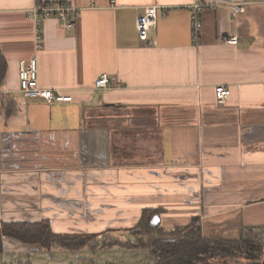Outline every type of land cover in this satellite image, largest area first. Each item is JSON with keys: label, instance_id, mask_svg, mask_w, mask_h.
Wrapping results in <instances>:
<instances>
[{"label": "crops", "instance_id": "1", "mask_svg": "<svg viewBox=\"0 0 264 264\" xmlns=\"http://www.w3.org/2000/svg\"><path fill=\"white\" fill-rule=\"evenodd\" d=\"M35 1L0 0V224L49 220L58 233L83 224L95 234L91 225L130 228L150 209L170 231L197 216L207 237L264 227V0L237 17L204 12L198 47L191 0H40L85 8L71 32L44 19L41 50ZM147 5L158 18L142 41L136 18ZM32 57L40 86L72 102L22 95L19 62ZM102 74L111 85L97 89ZM218 85L230 89L225 104ZM83 135L91 154H80ZM84 209L89 224L71 220ZM41 250L5 239L6 253Z\"/></svg>", "mask_w": 264, "mask_h": 264}, {"label": "trees", "instance_id": "2", "mask_svg": "<svg viewBox=\"0 0 264 264\" xmlns=\"http://www.w3.org/2000/svg\"><path fill=\"white\" fill-rule=\"evenodd\" d=\"M6 61L0 52V86L6 77ZM158 210H144L136 225L129 228L134 240L114 239L112 245L147 248L154 258L153 264H210L211 257L225 258L245 255L247 262L261 264L264 245L261 240L264 227H244L237 239H223L205 236L199 217H194L186 227L167 231L161 224L153 226V216ZM101 234H66L55 232L49 220L39 222H3L0 224V255L5 253V239L40 246L50 251L54 247L67 250L96 249ZM208 257V258H207ZM207 258V259H206ZM12 264H34L30 259ZM152 264V263H151Z\"/></svg>", "mask_w": 264, "mask_h": 264}, {"label": "built area", "instance_id": "3", "mask_svg": "<svg viewBox=\"0 0 264 264\" xmlns=\"http://www.w3.org/2000/svg\"><path fill=\"white\" fill-rule=\"evenodd\" d=\"M250 4L249 0H191L188 8L191 11V34L195 46H200L203 40V19L206 11H214L221 8L229 9L233 17H237L246 11ZM85 8L78 7L69 2H41L36 0L29 11V17L35 22L36 36L35 46L37 50L43 48L42 23L44 19L54 17L67 31L75 29L76 18ZM158 7L147 5L142 14L136 18V27L142 41H147L149 33L157 25ZM229 44H237L238 37L233 36L226 39ZM38 59L32 57L29 60L19 62V90L25 98L42 100L48 104L72 102L73 97L69 94L56 92L49 88H42L39 84ZM111 85L107 74H102L95 82L97 89H106ZM230 89L226 85H218L215 88L218 104H225L230 96Z\"/></svg>", "mask_w": 264, "mask_h": 264}, {"label": "rangeland", "instance_id": "4", "mask_svg": "<svg viewBox=\"0 0 264 264\" xmlns=\"http://www.w3.org/2000/svg\"><path fill=\"white\" fill-rule=\"evenodd\" d=\"M91 116V118H90ZM95 115L89 113L87 117V127L97 122L93 119ZM82 147L80 154H91L88 150V141L86 135L82 136ZM88 158V156H87ZM88 210L84 209L78 212V216L75 219L72 218L74 222L79 219L90 223L83 219V217H88ZM71 216H67L69 218ZM65 218V216L63 217ZM94 231H100L99 246L96 249L85 248L83 250H67L59 247H54L50 251H32L25 254V252H8L0 255V264H12L18 261H26L30 259L34 264H153L154 258L150 253V249L147 248H133L119 245H112L111 241L114 239H121L123 241L134 240V235L130 233L129 228H117L112 227L113 225L107 226L105 228H100L101 225H91ZM90 226H84L83 224L76 226V228L67 231L68 234H94L89 233ZM167 231H170L166 229ZM88 231V232H87ZM94 234V235H95ZM262 243L264 245V232L261 236ZM264 249L261 255L263 260ZM208 258V257H207ZM206 258V259H207ZM208 262L210 264H241L242 262H247L245 255H239L235 257H211Z\"/></svg>", "mask_w": 264, "mask_h": 264}, {"label": "water", "instance_id": "5", "mask_svg": "<svg viewBox=\"0 0 264 264\" xmlns=\"http://www.w3.org/2000/svg\"><path fill=\"white\" fill-rule=\"evenodd\" d=\"M150 222L153 226H159L161 223L160 216L159 215L153 216ZM261 264H264V256H263V260H261Z\"/></svg>", "mask_w": 264, "mask_h": 264}]
</instances>
